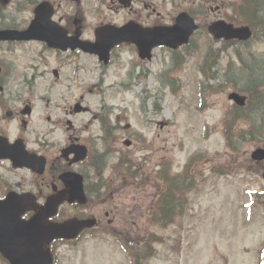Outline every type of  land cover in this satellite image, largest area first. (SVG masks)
<instances>
[{"label": "rangeland", "instance_id": "rangeland-1", "mask_svg": "<svg viewBox=\"0 0 264 264\" xmlns=\"http://www.w3.org/2000/svg\"><path fill=\"white\" fill-rule=\"evenodd\" d=\"M33 1L12 0L0 9V29L31 24ZM51 1L58 8L56 19L80 13L84 37H94L101 23L119 24L129 17L118 0H83L77 11L71 0ZM241 4V0H135L143 23H169L179 11L190 10L202 25L189 47L177 55L159 48L149 63L140 62L133 46L119 48L114 63L104 67L97 57L81 52L60 55L46 47L38 53L40 45L33 43L0 47V83L5 85L0 94V124L11 136L22 133L27 120L28 132H46L45 144L54 147L55 157L61 155L72 132L89 141L99 138L93 155L104 139V151L98 154L103 163L97 172L109 181V193L105 198H89L86 207L67 204L60 210V218L96 217L101 233H84L73 244L61 242L58 264H261L264 162L253 161L251 154L264 147V138L245 141L236 150L227 146L224 121L232 108L228 93L234 86H217L220 78L205 83L202 71L210 49L215 55L208 75H242L235 48L224 47L228 49L221 59L219 50L224 45L207 31L220 19L245 25ZM148 5L156 12L146 9ZM218 6L221 12L216 11ZM249 46L257 53L255 59L263 58L264 74V43L256 40ZM229 63L232 72H227ZM54 68L59 69L58 76ZM78 104L86 109L78 111ZM242 128H248V123H239L235 133ZM193 157L194 163L189 164ZM187 164L196 178L187 194L181 192L188 197L187 205L167 226L151 222L149 213L161 187L153 176L156 167L163 165L169 174H179ZM133 167L143 181L124 173ZM118 233L139 256L122 248L112 236ZM147 238L156 249L149 259L143 255L146 246L141 245ZM0 264H6L1 257Z\"/></svg>", "mask_w": 264, "mask_h": 264}, {"label": "water", "instance_id": "water-1", "mask_svg": "<svg viewBox=\"0 0 264 264\" xmlns=\"http://www.w3.org/2000/svg\"><path fill=\"white\" fill-rule=\"evenodd\" d=\"M122 4L129 6L132 0H120ZM10 0H0V3L8 4ZM53 8L44 3L36 9V17L26 31L3 30L0 31L1 40H29L39 39L48 43L50 47L67 50L81 48L86 52L100 55L101 60L108 62L111 49L123 42H134L139 48L142 57H151L153 48L166 45L178 48L189 42L190 37L199 26L187 13H181L173 26L145 29L136 23H129L123 27L113 25L102 26L97 29L96 42H88L80 39V32L69 37L67 30L52 22ZM209 32L215 38L247 40L252 36L248 26L235 28L225 21L212 23L208 27ZM229 99L238 105H245L247 96L238 92H231ZM77 110H81L78 105ZM14 148V146H12ZM0 149V156L9 157L21 165H31L30 156L24 154L17 156L14 149ZM65 153H70L66 149ZM255 160H264V148H257L253 152ZM68 186V190L61 191L48 199L45 206H39L31 199L29 203L9 196L0 201V252L11 262V264H52L53 255L47 247L54 239H75L82 231L96 224L94 218L69 219L65 222L53 223L49 218L55 215L60 204L65 200L74 202L85 201L82 187V179L74 174L62 177ZM37 213L29 221L21 219L26 211V205L36 207Z\"/></svg>", "mask_w": 264, "mask_h": 264}, {"label": "flooded vegetation", "instance_id": "flooded-vegetation-1", "mask_svg": "<svg viewBox=\"0 0 264 264\" xmlns=\"http://www.w3.org/2000/svg\"><path fill=\"white\" fill-rule=\"evenodd\" d=\"M73 3H75V11L79 10V7L82 5L83 0H71ZM135 1V0H134ZM41 2H49L52 7L55 9V13L53 16V20L61 23L68 33L70 35H74L76 32H80L82 35V38H87L83 36L84 33V19H81L80 13L78 11L74 14H70L68 17H63L60 16L59 19H56L55 16L57 14L58 8L56 7L55 3L51 0H34L32 5V10L31 12L34 13L35 8L41 3ZM211 2L207 5H210L211 7ZM122 6V5H121ZM3 5H0V9H5ZM150 8L153 12H156L155 9L153 8V5H148L146 6V9ZM123 10L128 11L129 17H126L122 23H119L120 25H123L127 23L128 21H139L145 26L149 27H159V26H165L166 24H170L176 19L177 15L183 11H179L177 15L170 20L169 23H164L163 21H157V22H152V23H143L140 18H141V13L136 10L134 7V2L131 5V7L126 8L125 6H122ZM216 11L221 12L222 8L218 6L216 8ZM3 13V12H2ZM193 16H197V13L193 12ZM200 13V12H199ZM159 14V13H158ZM159 17H161V14H159ZM73 18V19H72ZM72 19V22L70 21ZM159 19V18H158ZM83 20V21H82ZM83 23V25H82ZM109 23V22H106ZM105 24L101 23L100 25ZM23 25V24H22ZM21 25V26H22ZM18 26V25H17ZM13 27L15 29H27L30 24L27 23L23 25L24 27L18 26V27ZM96 30V29H95ZM28 44V43H33V44H38L40 45V49L37 51L38 53H41V51L45 50L47 47L44 43H41L39 41H25V42H0V47L3 44H7L10 46L13 45H21V44ZM124 46H133L136 50V53L138 55V59L142 63H149L152 59L155 57L156 50L159 48L166 49L171 52V54H176L177 51H172L166 47H159L157 49H154L152 54L151 59H143L139 55L138 48L131 44V43H124L120 46H117L115 49H113L111 53V61L108 65L106 66H111L112 63L115 61V56L119 48ZM81 51H75V52H67V53H60L57 52V54H74L78 53ZM83 53V52H81ZM85 54V53H84ZM93 56V55H92ZM221 57V56H220ZM41 60V59H40ZM105 65L103 64L102 67ZM36 68V75L39 77V65H35ZM59 71V69H58ZM3 76L2 68L0 67V77ZM5 85L0 83V94H3ZM3 96V95H2ZM4 99V96H3ZM1 103V101H0ZM31 108V107H30ZM85 110V108H83ZM33 110L31 108L30 114H32ZM71 123V122H70ZM29 122L27 120L23 121V129L24 131L21 133L19 132L16 136H11L9 133V130L1 126L0 124V149H5L10 145H24L26 150L33 155H36V157H44L45 159V167L42 172L38 171L41 166L39 164H34L30 167H23V166H15L14 162L11 161L10 159L6 157H0V200L5 199L9 194H13L15 198L22 203L26 204L29 203L31 199H35L37 202L43 204L47 198L51 197L55 191H59L60 189L64 188V184L61 180V175L65 173L66 171L69 170H74L77 171L78 173L84 177V188H85V194L87 197V200L89 198H105V196L109 193L110 187H109V181L105 178V176L99 175L97 171H99L100 164L103 163V157L98 155L99 152L104 151L103 146H104V139L101 138L100 144H102V148L99 151L97 149L98 154L93 155V148L96 147V145L99 146V138L95 137L94 140L89 141L86 138H83L82 135L77 134L76 132H72L69 136V143L66 144L65 146L68 147L69 145H74L72 143H81L87 148L88 151V157L85 160L81 161H76L75 160V155H70L69 158H66L63 156L61 150V155L59 156L56 154V157L53 152L54 147H50L49 145L45 144V137H46V132L45 131H38L35 129H31V132H28L30 129L28 126ZM72 125V124H71ZM73 126V125H72ZM31 135V136H30ZM22 143V144H21ZM48 147V148H46ZM50 147V148H49ZM20 149L16 150L18 153L22 152L21 147H18ZM48 149V150H47ZM52 152V154L50 153ZM22 154V153H21ZM93 155V156H92ZM37 161H41L39 158H37ZM97 166L99 168H97ZM103 170V169H102ZM96 172V173H95ZM100 173V172H99ZM101 176V177H99ZM72 206L80 208V207H86V205L83 206L79 205L78 203L73 204ZM62 207H60L59 210H61ZM24 210H29L26 213L22 215V218L24 220H30L34 215L35 211L34 207H30V205H26ZM60 212V211H59ZM79 217H85L82 214L78 215ZM87 217H89L87 215ZM52 221H61L60 216L52 217ZM99 226V225H98ZM61 243V240H55L53 241L50 245L49 248L54 255V263L53 264H58V259H57V248L58 245ZM0 257L6 262V264H11L9 260H7L3 255L0 253Z\"/></svg>", "mask_w": 264, "mask_h": 264}, {"label": "trees", "instance_id": "trees-1", "mask_svg": "<svg viewBox=\"0 0 264 264\" xmlns=\"http://www.w3.org/2000/svg\"><path fill=\"white\" fill-rule=\"evenodd\" d=\"M241 2L242 4L239 5V10L242 16V21L244 20L243 22L249 24L252 28H258V31L255 32L254 37L250 42H228L224 44L225 46H233L235 48L234 52L241 63L240 73L242 75L230 76L227 75V73L222 75H208V72L212 70L211 68H208L209 62L215 55L210 49L207 51V58L204 62L206 67L203 66L202 68L206 78H220V84L217 86L228 83L248 96L247 104L242 107L234 105L227 113L224 121L227 146L233 150H236L237 148L239 149V146L245 141L264 138V74L263 71H261L262 61H260L263 58H260V60L255 59L257 53L255 54L249 49V45L252 41L261 40L264 43V1L241 0ZM260 31L262 36H259ZM243 48H246L247 51H243ZM222 52L224 53V50H221L220 54H222ZM249 57H251V59H248ZM212 63L215 64L216 61H213ZM218 68V73H220L221 69L220 67ZM233 68V64H230L227 72H232ZM216 72L217 71L214 73ZM244 122L248 123V128H242L240 132L235 133V127L239 123ZM194 159L195 158H192L189 164L194 163ZM122 165L124 168L127 167V165L123 163ZM163 165L160 171L153 174L155 181L160 183L161 187L160 193L155 201L156 206L153 209L154 211L149 213V219L151 222L155 221L159 225L167 226L175 220L176 215L178 216V210L181 211L183 207L187 205L188 197H182L181 192L187 194L189 189L195 186L196 178L190 175V172L188 171L189 166L184 173L169 174L168 171L164 169ZM137 170L138 169H134V167L128 168L125 169L124 173L126 175L131 173L129 176H133L135 179L143 181L144 179L141 180V176L137 173ZM259 204H261V202H259ZM181 213L182 211L179 212V214ZM117 240L127 252L131 253V255H140L137 251L133 254L124 239L117 236ZM152 243H154V241L149 238L141 242V245L146 246L143 255L148 259L156 253V249L153 247ZM261 255V264H264V249L262 250Z\"/></svg>", "mask_w": 264, "mask_h": 264}]
</instances>
